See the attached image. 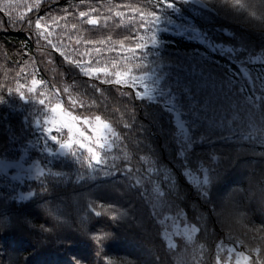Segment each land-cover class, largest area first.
<instances>
[{
  "label": "trees",
  "instance_id": "trees-1",
  "mask_svg": "<svg viewBox=\"0 0 264 264\" xmlns=\"http://www.w3.org/2000/svg\"><path fill=\"white\" fill-rule=\"evenodd\" d=\"M196 1L206 8L199 15L180 0H147L157 19L145 31L134 9L146 0H41L53 48L21 29L23 16L35 31L36 0H0V159L25 152L50 178L22 203L0 178V264H181L159 225L177 213L197 229L194 264H217L222 247L264 264V0ZM141 35L136 66L114 80ZM58 49L108 67L109 77L69 65ZM54 85L61 103L51 108L113 127L117 141L101 163L83 149L59 156L66 135L50 143L36 132L51 109L42 91L55 102ZM203 171L205 190L188 179Z\"/></svg>",
  "mask_w": 264,
  "mask_h": 264
},
{
  "label": "rangeland",
  "instance_id": "rangeland-1",
  "mask_svg": "<svg viewBox=\"0 0 264 264\" xmlns=\"http://www.w3.org/2000/svg\"><path fill=\"white\" fill-rule=\"evenodd\" d=\"M8 2L9 0H5ZM184 7L195 15L201 14L205 11V7L196 0H180ZM202 33L197 31L194 32V36L199 39L202 43L208 44L206 38L202 36ZM170 105V103H169ZM57 109L62 114L67 116L74 117L77 121H92V125H95V121L99 124L104 125L105 128L108 127L107 124L103 123L98 117H78L66 110L62 105H55L51 109L45 112L44 116L37 122L38 124V135L42 138L43 142L49 141L50 143H56L54 134L56 132V124L50 117H55L57 115ZM175 124L177 127V138L180 144V147L183 148V151L188 152L190 149V143L188 140V135L186 129L181 124L179 118L176 116ZM62 127H67L66 124L61 125ZM81 127L85 131V135L91 134L92 128L90 125L80 124L77 127ZM66 135L65 143L71 139V130L67 133V130L62 131ZM113 136L107 133L105 134L106 139L109 140L108 146L104 148L103 145H100L101 148L100 154L102 152H109L114 148V145L117 141L116 133L113 131ZM68 136V138H67ZM72 149H66L60 147L57 152L58 155L65 156ZM85 151V150H84ZM86 152V151H85ZM24 157H27V154L24 152L22 158L19 161H8L0 159V178H6L8 185L5 186L7 192H9L10 197L14 198L17 202H27L36 196V188L38 185L45 184L50 179L49 176L45 174L43 168L40 165L31 164L26 165L24 162ZM99 162V161H97ZM188 179L190 182L201 190H205L208 186V175L206 171H203L198 174H188ZM155 201L158 197L161 196L160 193L155 191L154 195ZM159 225L161 229V238L166 243V246L173 252L175 259L181 264H194L195 255L198 251V247L195 242V237L197 234V229L193 225L187 223L184 217L180 214H174L170 216H165L159 220ZM198 257V254H197ZM217 264H251L248 257L239 253L237 250L232 248L222 247Z\"/></svg>",
  "mask_w": 264,
  "mask_h": 264
},
{
  "label": "snow or ice",
  "instance_id": "snow-or-ice-1",
  "mask_svg": "<svg viewBox=\"0 0 264 264\" xmlns=\"http://www.w3.org/2000/svg\"><path fill=\"white\" fill-rule=\"evenodd\" d=\"M53 2H58V0H48V3L51 4ZM234 2L238 3V0H234ZM148 7V2L146 0V4L143 8H136L134 11L136 14L139 16V28L147 31L148 26L155 20L157 17L154 15L149 14L146 12L144 9ZM29 12L33 11L31 7H29ZM37 15L36 19L34 21L35 24V31L30 27L32 21L31 19L25 20L23 16H21V20L23 21V24L21 25V29L27 28V31L29 35H34L35 40L38 42L41 38H43L45 41H47L48 44L52 45L53 48H57L58 46L52 43V40L49 38V33L43 31L42 29V23H43V13L41 10V0H36V9H35ZM80 17H85L87 16V12L81 11L79 13ZM52 23H57V20L55 17H52ZM88 24H96L97 21L93 19H89L87 21ZM39 25L37 27L36 25ZM147 39L141 35L139 37V40L136 42L134 47H130L127 49V52L130 54L127 57L126 64L124 69L121 70H116L111 73V76L114 77V80L117 77V74H119L121 82L124 80V74L126 72H129L131 69H134L136 66L135 63H132L133 60H137L136 53L140 51V49L144 46L145 42ZM123 46V45H122ZM60 52V56L66 60L69 65L74 64L78 69L83 70L85 68H90L93 70V72L96 74L97 78H99L100 74H103L105 77H109L110 72L108 67H92L91 63L89 62L88 65L82 64L80 60H73L70 59L69 54L66 53L63 49H58ZM95 51L99 52L100 49H95ZM112 68L115 69L116 65L113 64ZM86 77H89L92 75V73L89 72H83ZM35 81L36 79L32 80V85L33 88L35 87ZM110 81H113V79H103L101 80L102 84H110ZM116 85H121V84H116ZM33 88H30L29 91L31 92ZM54 91L52 92V96L55 98V102H52L49 100L46 102V97L47 93L43 92V95L41 96V99L44 101L45 105H47L49 108H51L52 104L56 103H61L60 98H59V89L56 88V86H53ZM128 91H131V88L128 87L126 88ZM64 92H67L65 89H63ZM133 98L134 94H133ZM53 122L56 124V132H62L64 129L67 130V133L69 132V129L71 130V139L68 140L67 143L64 142V140H61V145L62 147L66 149H83L87 152L88 154V159L91 164V162H97L99 161L100 163L102 162V157L100 154V145H103L104 148L108 146L109 140L106 139L105 134L107 133L108 135L110 134L113 136V127L109 125L107 128L104 127V125L99 124V122L95 121V125H92V121L90 120H85V121H77L74 117L67 116L66 114H62L59 112V109H57V115L55 117H50ZM66 124L67 127H62L61 125ZM80 124H85V125H90L92 128L91 134L85 135V131L77 125ZM68 138V136H67ZM67 140V139H66Z\"/></svg>",
  "mask_w": 264,
  "mask_h": 264
}]
</instances>
